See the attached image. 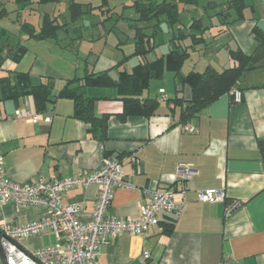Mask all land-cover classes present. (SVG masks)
Returning <instances> with one entry per match:
<instances>
[{"label":"crops","instance_id":"crops-1","mask_svg":"<svg viewBox=\"0 0 264 264\" xmlns=\"http://www.w3.org/2000/svg\"><path fill=\"white\" fill-rule=\"evenodd\" d=\"M229 1L180 4V23L171 28L163 19L159 33L150 39L152 50L140 56L139 30L147 36L156 30L154 23L138 22L133 0H0V155L7 178L26 184L39 177L87 175L97 171L104 158L118 157L124 161L126 180L137 188L115 191L107 216L118 219L139 217L149 200L143 191L173 186L187 190L179 218L162 215L160 225L144 235L123 233L109 239L98 264H264V164L258 146L264 139V52L235 86L242 92L241 103L225 94L186 123L181 108L168 102L191 96L189 88L177 87L173 70L153 76L140 96V101H158L150 117L126 116L116 88L121 73L132 74L139 65L166 57L173 46L188 52L185 65L192 58L196 62L187 71L184 65V76L208 67L218 72L234 67L230 52L252 55L259 46L255 30L264 33V0H246L240 21L226 10ZM72 3L83 6L76 21ZM214 12L224 17H213ZM195 20L207 27L202 44L192 39L199 37L192 28ZM52 21L55 37L35 38ZM39 86L49 90L42 107L33 95L23 93ZM70 91L93 100L94 117L104 121V130L75 117V99L64 96ZM161 91L167 101L161 100ZM18 111L38 115L39 122L18 119ZM187 125L196 132H186ZM131 156L137 158L136 165L128 160ZM179 165L192 167L198 175L179 183ZM205 190H223L226 200L202 203L197 195ZM99 191L98 185L73 189L63 194V204L81 205L79 219L89 223ZM43 216L38 208L0 202V225L25 226ZM56 244V235L49 231L24 240L22 247L32 252ZM0 264H5L1 248Z\"/></svg>","mask_w":264,"mask_h":264},{"label":"built area","instance_id":"built-area-1","mask_svg":"<svg viewBox=\"0 0 264 264\" xmlns=\"http://www.w3.org/2000/svg\"><path fill=\"white\" fill-rule=\"evenodd\" d=\"M234 103H241L243 95L234 87L230 91ZM161 100L167 101L165 92L161 91ZM18 119L38 123L39 116L31 113L23 115L16 112ZM1 120V118H0ZM51 122V118L46 119ZM184 130L195 133L196 129L187 125ZM136 165L135 156L128 158ZM122 159L109 157L102 160L99 169L93 173L67 178L39 177L26 184H17L6 176L4 157L0 155V202L11 203L20 208H38L43 210L41 220L25 226L0 225V246L8 264H98L100 250L109 239H117L123 233L144 235L151 228L160 225V217L179 218L186 207V188L178 190L174 186L161 191H143L149 200L142 206L137 219L112 218L107 216L115 191L118 188L137 189L129 183L123 171ZM198 172L188 165H179L176 180L186 183L197 176ZM98 185L100 191L96 202L93 219L84 223L79 219L81 205H64L63 194L76 188L86 189ZM141 192V190H139ZM181 199L177 200V195ZM202 203H217L226 200L223 190H205L198 192ZM232 209L226 214H231ZM53 232L57 237L55 246L27 252L22 242L31 237ZM146 259L150 255H145Z\"/></svg>","mask_w":264,"mask_h":264},{"label":"trees","instance_id":"trees-1","mask_svg":"<svg viewBox=\"0 0 264 264\" xmlns=\"http://www.w3.org/2000/svg\"><path fill=\"white\" fill-rule=\"evenodd\" d=\"M25 1L28 0H18V2L21 3H24ZM52 1L57 0H40V3L46 4ZM198 2L199 0H177V2L174 3L167 1L157 3L153 0H133L132 7L138 15V22L141 24L154 23V28L156 30L153 32L152 36H147L139 30L136 43V54L146 56L152 50L149 45L150 39L154 38V36L159 33L157 31L158 26L163 19H165L166 23L171 26V28H175L176 25L180 23V4L197 6ZM82 7L83 6L76 3L71 4L70 10L74 21L82 17ZM245 7L246 0H232L227 3L226 10L234 11L236 15L234 21H240L244 19L243 10ZM220 14L221 13H219L218 16H222ZM3 15V13H0V18H2ZM227 16L226 19L228 20L229 17ZM203 24L204 22L202 20H195L192 24V28L199 31V37L192 36L195 44L204 43L202 36L207 31V27H204ZM45 25L44 30L35 38L47 39L55 37L57 27L54 22H47ZM24 27L29 30L27 25H24ZM255 31L257 33L256 39L259 44L257 50L252 55H247L242 52H230V57L235 62V66L224 70L223 72H218L217 70L208 67L203 73L191 72L184 76L181 73V70L189 58V54L186 50L173 46L172 50L166 57L160 58L155 62L139 65L135 68V71L132 74L121 73L120 80L116 85V88L118 94L123 99L125 115L143 117H150L154 115L159 106L158 101L151 99L140 101V96L144 90L148 89L150 80L153 76L160 78L164 75L166 70L171 69L175 72L177 87L189 88L191 96L189 99L176 97L172 101L168 102H172L181 108V121L183 123H186L196 117L201 111L210 106L223 95L230 94V91L241 80L243 73L254 69L252 62L258 57L260 52H264V33L257 30ZM179 36L181 35L179 34ZM178 38H180L178 35L174 37L175 40H178ZM19 77L24 84L28 83V77L26 75L20 74ZM101 78L102 77L97 78L98 81ZM23 93L25 95L28 93L33 95L42 107L48 100L47 97L49 90L44 88V86H39L26 90ZM64 96L75 99V117L77 119L90 123L93 128L100 127L104 130V121H99L94 117L93 100L86 99L85 101L80 94H74L71 91L65 93ZM258 146L264 164V139L259 141ZM170 229V227H167V232L170 231Z\"/></svg>","mask_w":264,"mask_h":264},{"label":"rangeland","instance_id":"rangeland-1","mask_svg":"<svg viewBox=\"0 0 264 264\" xmlns=\"http://www.w3.org/2000/svg\"><path fill=\"white\" fill-rule=\"evenodd\" d=\"M212 16H213V17H218V15H217L216 12L212 13ZM5 21H7V20H5ZM5 23H6V22H5ZM193 56L196 57L197 54H194ZM196 60H197V58H196ZM229 61H230V60H229ZM190 64H191V66H189ZM193 64H196L194 58L188 60V62H187L186 65H185V70L187 71V70H189L190 68H192V67H193ZM153 85H154V86H153V89L155 90V88H156V84H153Z\"/></svg>","mask_w":264,"mask_h":264},{"label":"water","instance_id":"water-1","mask_svg":"<svg viewBox=\"0 0 264 264\" xmlns=\"http://www.w3.org/2000/svg\"><path fill=\"white\" fill-rule=\"evenodd\" d=\"M0 248H1V246H0ZM1 251H2V255H3V259H4L5 264H8L7 259L5 257V254H4L3 250H2V248H1Z\"/></svg>","mask_w":264,"mask_h":264}]
</instances>
